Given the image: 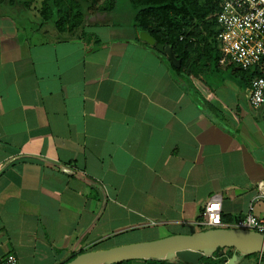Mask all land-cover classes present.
Instances as JSON below:
<instances>
[{
  "label": "crops",
  "instance_id": "0c3cea01",
  "mask_svg": "<svg viewBox=\"0 0 264 264\" xmlns=\"http://www.w3.org/2000/svg\"><path fill=\"white\" fill-rule=\"evenodd\" d=\"M28 5L0 2V261L192 234L215 195L223 228L264 219V104L234 64L176 74L128 6L70 36Z\"/></svg>",
  "mask_w": 264,
  "mask_h": 264
},
{
  "label": "trees",
  "instance_id": "16d2710c",
  "mask_svg": "<svg viewBox=\"0 0 264 264\" xmlns=\"http://www.w3.org/2000/svg\"><path fill=\"white\" fill-rule=\"evenodd\" d=\"M2 1V0H1ZM0 1V2H1ZM32 0H8L9 3L30 4ZM120 0H41L38 16L42 23H50L60 35L82 34L89 19H98L104 15H117ZM136 30L148 33L162 46H169L179 66L168 59L169 66L176 74H181L188 67L204 63L215 66L221 53L218 50L216 36L218 26L214 15L219 11L216 0H127ZM154 48V47H153ZM234 66L227 62L225 67ZM235 72V71H234ZM236 73V72H235ZM237 74L248 86L250 81L262 73L256 68L237 69ZM202 219V216L199 217ZM231 254V249L217 250L218 253ZM80 251L72 255V260ZM264 256V254L262 255ZM211 258H202L200 264H209ZM66 261V262H68ZM221 261L217 259L214 264ZM65 262V263H66ZM125 261L119 264L128 263ZM159 264H185L181 261H149ZM64 264V263H63Z\"/></svg>",
  "mask_w": 264,
  "mask_h": 264
},
{
  "label": "built area",
  "instance_id": "2783aa9c",
  "mask_svg": "<svg viewBox=\"0 0 264 264\" xmlns=\"http://www.w3.org/2000/svg\"><path fill=\"white\" fill-rule=\"evenodd\" d=\"M219 11L214 15L218 33L216 42L221 62L230 61L240 70L256 68V76L247 88V98L253 108L264 104V0H216ZM198 225L202 230L223 228L221 198L212 196L203 208ZM230 228L254 231L264 235V219L253 214L249 206L245 217L237 219ZM216 258V257H214ZM13 254H8L0 264H16Z\"/></svg>",
  "mask_w": 264,
  "mask_h": 264
},
{
  "label": "water",
  "instance_id": "95a60500",
  "mask_svg": "<svg viewBox=\"0 0 264 264\" xmlns=\"http://www.w3.org/2000/svg\"><path fill=\"white\" fill-rule=\"evenodd\" d=\"M139 38L179 66L169 46L156 44L146 32ZM231 249V254L218 253V264H237L240 257L264 254V235L237 228L205 229L192 234H176L163 238L83 252L64 264H119L125 261H181L200 264L202 258H212L217 250Z\"/></svg>",
  "mask_w": 264,
  "mask_h": 264
},
{
  "label": "rangeland",
  "instance_id": "374dc122",
  "mask_svg": "<svg viewBox=\"0 0 264 264\" xmlns=\"http://www.w3.org/2000/svg\"><path fill=\"white\" fill-rule=\"evenodd\" d=\"M40 2H41V0H32L31 3L28 5V6L32 7V8L29 7V9H30V14L29 15L32 16L31 19H34L33 15H36V14H37L36 18L37 19L39 18L38 11H39V8H40ZM123 2H124V0L118 1L117 7H118V10H120V13H123V14L125 13V15H127V12H128V7L127 6L128 5L125 4L126 6H123ZM117 16H115L113 18H116ZM39 20H40V18H39Z\"/></svg>",
  "mask_w": 264,
  "mask_h": 264
}]
</instances>
